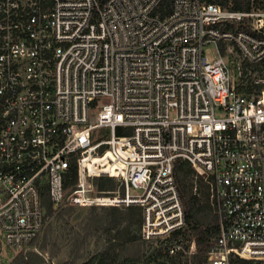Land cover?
<instances>
[{
	"label": "built area",
	"instance_id": "obj_1",
	"mask_svg": "<svg viewBox=\"0 0 264 264\" xmlns=\"http://www.w3.org/2000/svg\"><path fill=\"white\" fill-rule=\"evenodd\" d=\"M160 2L0 0V251L40 233L46 188L54 205L139 206L141 240L189 263L194 239L173 235L186 162L218 219L207 264H264V0Z\"/></svg>",
	"mask_w": 264,
	"mask_h": 264
},
{
	"label": "trees",
	"instance_id": "obj_2",
	"mask_svg": "<svg viewBox=\"0 0 264 264\" xmlns=\"http://www.w3.org/2000/svg\"><path fill=\"white\" fill-rule=\"evenodd\" d=\"M221 4L222 6L233 9H248L250 0H210ZM171 0H161L158 8H169ZM192 168L186 162H180L175 165L174 176L177 182L178 190L182 200L185 213V225L182 229L177 230L173 235H185L189 230L192 233L193 239L196 244V252L190 256L188 264H207L206 252L212 245L214 239L218 235V219L214 213L209 201L206 197L205 191L202 190L201 196L192 193V185L190 182V175ZM68 178L65 179V188L68 192L72 189L75 182V168L71 166L67 171ZM99 189L109 188L114 186V180L107 176H102L95 181ZM42 203L44 207V225L46 229L51 226L53 218L59 217L65 212L72 210L76 207L73 204L64 201L60 205H54L49 196L46 188L42 190ZM104 209H109V214L106 217L92 215V221L97 223L98 226L107 221L109 231L113 229V233L107 238L105 244L100 250L95 252L88 259L87 263L90 264H138V259L135 257L129 258L127 256L121 258V248L127 242L135 241L140 237V226L142 223L141 208L137 205H129L125 210L117 206H101ZM94 211L96 206H89ZM125 211V212H122ZM105 220H104V219ZM123 221L125 224L122 228H117ZM136 227V232L131 229V226ZM43 229V228H42ZM45 229V230H46ZM37 237V236H36ZM35 237V238H36ZM45 237V234H44ZM34 238V239H35ZM33 239V240H34ZM187 239V238H186ZM79 243L71 250L78 253ZM21 252V251H20ZM76 258L79 256H75ZM20 258V264H40L42 261L38 256L31 258L27 261L26 256L16 255ZM176 256L164 255L161 247H150L149 253L145 255V264H170L174 262ZM188 262V261H187ZM74 257L67 262V264H76ZM86 263V262H85ZM84 263V264H85ZM78 264H82L81 262ZM231 264H260V261L253 259H245L241 257H231Z\"/></svg>",
	"mask_w": 264,
	"mask_h": 264
},
{
	"label": "rangeland",
	"instance_id": "obj_3",
	"mask_svg": "<svg viewBox=\"0 0 264 264\" xmlns=\"http://www.w3.org/2000/svg\"><path fill=\"white\" fill-rule=\"evenodd\" d=\"M107 208L97 207L92 211L89 206L74 207L61 216L53 218L49 229H46V225H44L37 237L21 252L2 248L0 264H20V258H16V255L26 256L27 261L38 256L40 260L42 259L40 264H67L73 257L77 262L76 264L80 262L90 264L87 263L90 256L107 244V238L114 231L113 229L109 231L107 221L104 218L105 221L99 226L92 221L93 214L102 217L108 216L110 210ZM124 224L125 221L117 228L121 229ZM131 229L136 232L134 225L131 226ZM183 238H193L192 233L187 230ZM76 243H79L77 254L74 251L71 252L73 246L76 247ZM154 243L145 242L141 240V237H138L135 241L127 242L121 248L122 256L120 257H135L138 259V264H145V255L149 253L151 246L154 247ZM76 255L79 257L76 258ZM170 264H188V262L184 255L176 257L174 262Z\"/></svg>",
	"mask_w": 264,
	"mask_h": 264
}]
</instances>
